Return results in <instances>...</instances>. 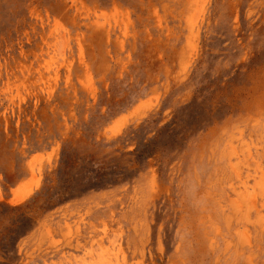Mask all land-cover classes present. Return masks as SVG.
Masks as SVG:
<instances>
[{
	"label": "rangeland",
	"instance_id": "374dc122",
	"mask_svg": "<svg viewBox=\"0 0 264 264\" xmlns=\"http://www.w3.org/2000/svg\"><path fill=\"white\" fill-rule=\"evenodd\" d=\"M7 7L0 264H264V0Z\"/></svg>",
	"mask_w": 264,
	"mask_h": 264
},
{
	"label": "trees",
	"instance_id": "16d2710c",
	"mask_svg": "<svg viewBox=\"0 0 264 264\" xmlns=\"http://www.w3.org/2000/svg\"><path fill=\"white\" fill-rule=\"evenodd\" d=\"M24 1L28 2L29 0H24ZM41 1L47 3L49 0H41ZM0 8L3 11L8 10L7 0H0ZM237 37H239V35H237ZM5 43H6L5 39L1 38L0 45L2 46H0V54H2L3 52V49H4L3 45ZM63 157H64V154H61V159H60L61 164H62ZM68 161H70V159ZM79 161H80L79 157H75L74 159H72V165L70 166L69 170L74 172L73 175L69 177V179H67L66 184L64 186L58 187V188L62 187L61 189L55 190L53 192L52 196L55 199H58V201H61L64 198H68L69 196L74 194L73 192H75V190L83 189L85 187L93 188V187L104 186L110 182L119 181L125 178L121 169H119L118 167L109 169L108 167L104 166V163H102V165L98 164V166H95L94 169L91 167H88V169L83 167L81 170V173H79V168L77 167L82 166V164H79ZM3 238L4 239L0 241L6 240V236H3Z\"/></svg>",
	"mask_w": 264,
	"mask_h": 264
}]
</instances>
